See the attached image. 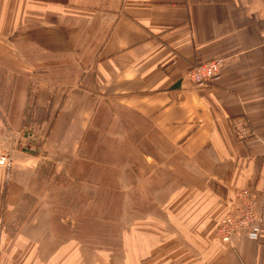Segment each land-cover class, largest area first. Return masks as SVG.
I'll list each match as a JSON object with an SVG mask.
<instances>
[{"label": "crops", "instance_id": "obj_1", "mask_svg": "<svg viewBox=\"0 0 264 264\" xmlns=\"http://www.w3.org/2000/svg\"><path fill=\"white\" fill-rule=\"evenodd\" d=\"M0 141V264H264V0H0ZM43 165L57 227L23 211ZM241 187L260 236L222 244Z\"/></svg>", "mask_w": 264, "mask_h": 264}, {"label": "built area", "instance_id": "obj_2", "mask_svg": "<svg viewBox=\"0 0 264 264\" xmlns=\"http://www.w3.org/2000/svg\"><path fill=\"white\" fill-rule=\"evenodd\" d=\"M219 60H203L190 66L184 72V78L192 85H201L211 81L220 71ZM11 143L0 141V167L8 176L12 168ZM262 216L256 207L255 194L250 187L233 190L229 208L216 225L215 234L222 244H230L234 235H243L250 240L260 236Z\"/></svg>", "mask_w": 264, "mask_h": 264}, {"label": "rangeland", "instance_id": "obj_3", "mask_svg": "<svg viewBox=\"0 0 264 264\" xmlns=\"http://www.w3.org/2000/svg\"><path fill=\"white\" fill-rule=\"evenodd\" d=\"M31 193L38 195L40 199H33L25 202L23 211L29 213L35 206L40 205L43 208L40 210L43 212V217L47 218L50 226H59L58 217L63 210L64 198H71L73 196L72 191L74 187L72 184L65 182L62 177L53 174V168L49 165H43V168L38 172V175L33 180ZM21 220L10 219L11 230L15 229L17 223ZM116 238L114 236H103V243L116 244Z\"/></svg>", "mask_w": 264, "mask_h": 264}, {"label": "trees", "instance_id": "obj_4", "mask_svg": "<svg viewBox=\"0 0 264 264\" xmlns=\"http://www.w3.org/2000/svg\"><path fill=\"white\" fill-rule=\"evenodd\" d=\"M37 118V115L35 114V116L33 117L31 112H26L25 115V121H24V129H23V136L24 137H28L31 143H36V140H39L38 137H36V140L33 137V134L31 133V130L28 129V126L30 124H32V122H34Z\"/></svg>", "mask_w": 264, "mask_h": 264}]
</instances>
